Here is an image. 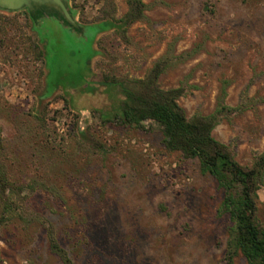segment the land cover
Returning a JSON list of instances; mask_svg holds the SVG:
<instances>
[{"label":"rangeland","instance_id":"rangeland-1","mask_svg":"<svg viewBox=\"0 0 264 264\" xmlns=\"http://www.w3.org/2000/svg\"><path fill=\"white\" fill-rule=\"evenodd\" d=\"M109 1L123 18L127 0ZM64 2L80 32L0 9V166L23 209L5 220L0 202V264H61L49 227L73 264H226L222 190L152 122L120 123V87L172 58L160 88H185L188 119L240 108L212 136L250 167L264 151V0H141L128 29L96 20L104 0ZM257 204L264 229V176Z\"/></svg>","mask_w":264,"mask_h":264},{"label":"trees","instance_id":"trees-1","mask_svg":"<svg viewBox=\"0 0 264 264\" xmlns=\"http://www.w3.org/2000/svg\"><path fill=\"white\" fill-rule=\"evenodd\" d=\"M100 1V0H97ZM109 8H102L96 20L119 24L128 29L141 21L145 9L141 0H127L128 12L115 20L114 6L104 0ZM172 58L158 60L143 79L131 80L122 85L124 100L120 103L118 118L122 125L142 127L144 122L155 124L162 134V144L167 152L179 153L184 159L196 160L200 171L215 180L223 192L221 213L231 223L225 251L226 264H234L241 256L246 264H264V229L258 218L257 192L263 183L264 151L250 167L240 165L230 149L212 136L214 127L222 116L240 111L220 104L209 116L196 115L188 119L178 100L185 94V88L162 90L158 80L173 63ZM109 78L105 79L108 83ZM20 196L21 189L14 188L6 179L0 166V202L5 220L22 219L23 209L9 198L6 191ZM45 225L47 224L44 222ZM47 240L51 252L61 264H73L66 251L59 245L52 229L47 228Z\"/></svg>","mask_w":264,"mask_h":264},{"label":"water","instance_id":"water-1","mask_svg":"<svg viewBox=\"0 0 264 264\" xmlns=\"http://www.w3.org/2000/svg\"><path fill=\"white\" fill-rule=\"evenodd\" d=\"M0 9L10 12L27 9L32 17L53 18L64 27L81 31L71 18L64 0H0Z\"/></svg>","mask_w":264,"mask_h":264}]
</instances>
